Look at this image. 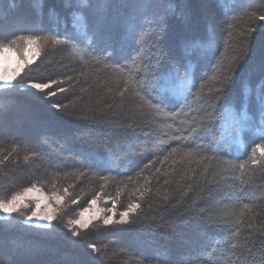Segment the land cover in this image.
Here are the masks:
<instances>
[{
  "label": "trees",
  "instance_id": "obj_1",
  "mask_svg": "<svg viewBox=\"0 0 264 264\" xmlns=\"http://www.w3.org/2000/svg\"><path fill=\"white\" fill-rule=\"evenodd\" d=\"M150 2L138 15V0H112L101 31L118 45L126 18L138 27L124 55L101 60L81 36L89 19L96 25L88 4L0 0L3 29H29L0 49L19 55L32 39L39 52L14 79L19 88L0 89V202L36 186L63 199L56 231L13 222L0 232V264H161V251L167 264H264V0ZM193 56L194 76L184 72ZM169 68L194 86L180 106L161 107L149 85ZM52 80L25 94V84ZM228 114L248 121L235 137ZM97 151L112 156V171L89 166L86 153ZM93 199L140 207L126 225L97 220L72 237L69 221Z\"/></svg>",
  "mask_w": 264,
  "mask_h": 264
},
{
  "label": "snow or ice",
  "instance_id": "obj_2",
  "mask_svg": "<svg viewBox=\"0 0 264 264\" xmlns=\"http://www.w3.org/2000/svg\"><path fill=\"white\" fill-rule=\"evenodd\" d=\"M82 3H86L89 5V12L94 13L96 16V25L93 26L91 19H89L87 30L81 32V36L87 40L88 44L93 48L95 52H97L101 58L104 59H113L118 56H122L125 53V47L128 43V29H132V38H135L136 35V28L133 27L136 24L135 17H129L125 20V33L124 39L117 45L114 44L109 35L105 32L101 31V26L104 24L103 11L105 9H109L113 6L112 0H81ZM165 3H178V0H165ZM220 0H217V5L219 6ZM153 4L150 0H138L136 5L137 14L138 15H147L153 8ZM260 19L264 20V15L260 16ZM3 22L0 21V39H8L12 35H17L18 32L21 31H29V29L17 27L14 31L8 30L5 31L3 29ZM20 39H25V37L21 36ZM193 43L195 41H192ZM13 44L16 43L15 40L12 41ZM27 43L31 46L35 44V41L32 39H28ZM54 43L59 44L61 43L60 40H55ZM10 48H4L3 52H10ZM36 53L34 56H39V52L35 51ZM31 62V60L29 61ZM198 69V58L193 56L191 58V63L184 68L185 73L191 72L194 76L195 71ZM261 70L264 71V63L261 64ZM232 77L229 76L225 80V85H227L228 81ZM15 76L14 75H2L0 76V89H2L3 93H10L20 87V85L14 83ZM129 80L131 78L129 77ZM57 81L52 80L48 83L43 82H29L24 87L27 89L26 95L35 96L36 93L45 92V90L51 88ZM62 83V81H61ZM194 85H190L188 78L186 76H182L181 72L178 69L169 68L167 70L161 71L155 80L154 83L149 85L150 92L149 96L151 97L154 94L155 103L160 105L161 107H166L168 104H176L180 106L182 101H186L188 94L191 92V89ZM241 88L244 87L243 82H241ZM35 90V91H32ZM127 90V86L125 87V91ZM61 92L65 91V89L61 88ZM217 92H220L221 89H216ZM50 95H56L55 92L50 93ZM123 95V93H121ZM261 99L264 101V82L261 83ZM151 106V105H149ZM53 107H58L56 104H53ZM232 124L228 125L227 121L225 124V131H228V128L231 127L233 137L236 136L237 131L243 132V130L248 127V121L245 116H240L237 120L236 116L230 117ZM3 133L2 128H0V134ZM45 139H51L46 134L44 136ZM226 145H221V148L224 149ZM230 146V144H228ZM264 154V146L257 149ZM188 155H192V153H188ZM255 155V152L253 153ZM86 159L90 161V165L95 167L101 171H112L113 165L115 161L113 160L112 156L104 151H97L95 153H86ZM124 163V161H122ZM33 189L29 188L24 195L13 196L11 200L8 202H0V213H4L10 219L7 221L6 224H0V232H4L7 228L15 222L16 226L24 227L25 230H31L34 227L33 221L35 220L44 222L47 225L49 231H56V225L53 223L55 216L53 215V210L51 206H48V210L45 211L43 214H40L38 211H33L31 215H27L23 221H17L16 218L12 215L19 211V204L23 201L24 196L28 193H31ZM57 201L59 202L60 197H56ZM96 199L91 201L92 205L96 204ZM39 208V205L37 206ZM139 204L133 203L128 206L126 211L119 213V219L114 220L112 216H108L104 218L103 223L106 226H122L129 223L128 217L130 214L137 208H139ZM88 209H85L83 212L80 213V218L76 220L69 221L73 228H69V232H71L72 237H80V231L77 229L86 228L87 222L85 221L84 217L87 214ZM43 226V225H41ZM73 243H87V246L92 249V251H97L94 244L88 241H81L80 239L72 241ZM159 258L161 259V264H167V261L164 259V252L161 251L159 254Z\"/></svg>",
  "mask_w": 264,
  "mask_h": 264
},
{
  "label": "rangeland",
  "instance_id": "obj_3",
  "mask_svg": "<svg viewBox=\"0 0 264 264\" xmlns=\"http://www.w3.org/2000/svg\"><path fill=\"white\" fill-rule=\"evenodd\" d=\"M34 50H35V46L34 45L30 46L29 44H27L25 51H23L22 54L18 55L15 51L11 50L10 51L11 57L9 60H0V75H3L5 73V71L7 70L8 75H14L16 78L21 73L23 68L27 64H31L36 57V56H32V58L30 59L31 62H29L30 60H28V58L24 55L25 52L26 51H34ZM4 55H5V52H3V49H0V56H4ZM231 116L232 115H230V114H228V116H227L226 121H227L228 125L232 124V121L230 119ZM31 189H33V191L31 193H28L27 195H25L23 201L19 204V211H25V214L23 215V220L27 215H31V213L33 211H38L40 214H43L45 211L48 210V206H51V208L53 210V215L55 216L58 213L57 209L63 203L62 197L57 195V194H54L52 196H48L43 192V190L40 187H37V186L32 187ZM27 190L28 189L22 191L21 193L17 194L16 196L24 195L27 192ZM56 197H60L59 202L57 201ZM3 202L6 203L8 201H3ZM38 205H39V208L37 207ZM86 209H88V212L85 215L84 219L87 222V226L90 223L97 221V220L103 221L104 218H106L108 216H112L114 220L116 218H117V220L119 219L120 211H118L115 208L114 204H113V206L105 207V206L99 204V202L97 201L95 205H92L90 203V206L87 207ZM84 210L80 211V213L83 212ZM121 212H123V211H121ZM80 213L77 216V218H75L74 220L80 218ZM0 216H2V218L8 217L4 213H0ZM33 224L36 227H42V228L47 227V225L44 224V222L35 220V218H34ZM41 225H43V226H41ZM69 227L73 228L74 226L69 223ZM81 229H84V228H81Z\"/></svg>",
  "mask_w": 264,
  "mask_h": 264
},
{
  "label": "clouds",
  "instance_id": "obj_4",
  "mask_svg": "<svg viewBox=\"0 0 264 264\" xmlns=\"http://www.w3.org/2000/svg\"><path fill=\"white\" fill-rule=\"evenodd\" d=\"M36 53L34 51H26L25 52V56L28 58V60H30L32 58V56H34ZM11 57V53L10 52H5L4 56H0V60H9ZM3 75H8L7 74V70L5 71V73ZM2 76V75H0Z\"/></svg>",
  "mask_w": 264,
  "mask_h": 264
}]
</instances>
